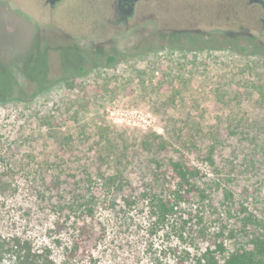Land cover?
<instances>
[{
	"label": "rangeland",
	"instance_id": "obj_1",
	"mask_svg": "<svg viewBox=\"0 0 264 264\" xmlns=\"http://www.w3.org/2000/svg\"><path fill=\"white\" fill-rule=\"evenodd\" d=\"M226 1L150 0L127 26L110 0H0V264H203L216 232L264 235L261 10ZM170 159L202 194L158 219Z\"/></svg>",
	"mask_w": 264,
	"mask_h": 264
},
{
	"label": "trees",
	"instance_id": "obj_2",
	"mask_svg": "<svg viewBox=\"0 0 264 264\" xmlns=\"http://www.w3.org/2000/svg\"><path fill=\"white\" fill-rule=\"evenodd\" d=\"M243 49V48H242ZM116 60L115 56H109L107 63L111 64ZM163 162L155 160L154 164V178L159 183V186L166 189L165 181L169 178L165 175L169 173V177L173 179L174 185L171 188L169 186L168 194L163 190L159 193H153L151 200L154 202L155 213L158 219L164 218L166 215L173 213L176 210L178 203L181 201H189L196 193L202 194L201 190L197 188L195 179L200 172V168L194 164H188L180 160L170 159L167 162V168L163 169ZM145 197L149 198V193L144 194ZM170 196V197H169ZM83 197L82 199L73 200L67 203V208L74 209L75 207H82L84 211L91 215L93 202L91 199ZM245 209V208H244ZM242 216H239L241 220L240 231L247 236L246 226L254 223L253 215L245 210L241 212ZM201 221V218H199ZM202 234H207V228L204 227ZM222 235L221 232L213 234L214 241L213 246H209L201 254V261L203 264H264V235H254L244 242L234 247L231 251H228L225 247L223 240L217 238ZM8 245L11 249H16L17 244ZM0 245V249H1ZM29 253V250H28ZM24 264H39L36 261L28 262L33 260L28 255L19 256ZM40 264H52L51 261L45 259Z\"/></svg>",
	"mask_w": 264,
	"mask_h": 264
},
{
	"label": "flooded vegetation",
	"instance_id": "obj_3",
	"mask_svg": "<svg viewBox=\"0 0 264 264\" xmlns=\"http://www.w3.org/2000/svg\"><path fill=\"white\" fill-rule=\"evenodd\" d=\"M43 3L46 6H50V7H55L56 4L59 1H57L54 4H51L49 2V0H42ZM149 1L150 0H110L109 4L110 7L113 8L114 10V16L115 19L113 20L115 25H122V24H126L128 26L129 22L134 20L135 22H138L139 19L141 18H146V16H149V9H150V5H149ZM230 0H227V9H229V6L231 7L233 4H241L242 7L244 6L243 4H247L250 5L251 7H257L259 10H261V14L260 17L258 18L260 20V24L262 27V30H264V5L259 1V0H241L242 2L239 3V1H234L231 0L230 4H228ZM264 2V0H262ZM243 3V4H242ZM221 5L218 1L214 2L210 7L209 10H213V14H215V16H219L222 13L221 10ZM230 10V9H229ZM227 11V10H225ZM252 11L255 12V9L252 8ZM230 16L232 14L231 10L229 11ZM227 14V12L225 13ZM176 20H180V18H175L174 20L171 21H176Z\"/></svg>",
	"mask_w": 264,
	"mask_h": 264
},
{
	"label": "water",
	"instance_id": "obj_4",
	"mask_svg": "<svg viewBox=\"0 0 264 264\" xmlns=\"http://www.w3.org/2000/svg\"><path fill=\"white\" fill-rule=\"evenodd\" d=\"M57 1H59V0H49V2L51 3V4H54V3H56ZM263 5H264V2L262 1V0H259Z\"/></svg>",
	"mask_w": 264,
	"mask_h": 264
},
{
	"label": "built area",
	"instance_id": "obj_5",
	"mask_svg": "<svg viewBox=\"0 0 264 264\" xmlns=\"http://www.w3.org/2000/svg\"><path fill=\"white\" fill-rule=\"evenodd\" d=\"M144 119V118H143ZM145 120V119H144Z\"/></svg>",
	"mask_w": 264,
	"mask_h": 264
}]
</instances>
